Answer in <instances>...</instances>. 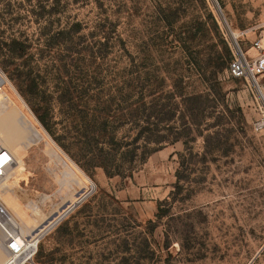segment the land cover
<instances>
[{
  "label": "rangeland",
  "instance_id": "374dc122",
  "mask_svg": "<svg viewBox=\"0 0 264 264\" xmlns=\"http://www.w3.org/2000/svg\"><path fill=\"white\" fill-rule=\"evenodd\" d=\"M261 53L264 0H0L6 91L92 182L26 151L24 264H264Z\"/></svg>",
  "mask_w": 264,
  "mask_h": 264
},
{
  "label": "bare ground",
  "instance_id": "6f19581e",
  "mask_svg": "<svg viewBox=\"0 0 264 264\" xmlns=\"http://www.w3.org/2000/svg\"><path fill=\"white\" fill-rule=\"evenodd\" d=\"M7 85L9 86V82L6 81V78H2V81H0V201L7 209L11 222V228L4 226L5 230L9 233L17 231L26 235L28 237L26 239L27 255H33L36 251L34 246L39 243L40 239L38 234L51 227L56 222V216L52 215L47 219L45 218L46 220L37 226V223H35L38 222V220L36 221V216L41 213L39 206L34 202L26 204L24 209L29 210L28 215L22 210L21 197L17 192L20 187L16 176L17 173L23 172L27 167L26 151L34 145L43 143L50 159L54 160L62 168L63 182L66 186L68 185V189L72 190L74 185L80 186L81 189H87L92 185V182L86 177H84V180L81 178V174H79V170L74 164L41 131L31 116L19 106L16 99L6 91ZM11 90L15 93L12 87ZM259 92L263 96L261 89ZM10 159L15 161V165L12 168L7 165ZM48 199L49 196H44V200ZM72 202L76 203L77 201L70 200V203ZM6 221H9V219H6ZM5 230L0 229V264H9V256L3 245V240L6 237Z\"/></svg>",
  "mask_w": 264,
  "mask_h": 264
},
{
  "label": "built area",
  "instance_id": "2783aa9c",
  "mask_svg": "<svg viewBox=\"0 0 264 264\" xmlns=\"http://www.w3.org/2000/svg\"><path fill=\"white\" fill-rule=\"evenodd\" d=\"M256 50H263L261 42L254 43ZM264 73V53L259 54L255 58H248L246 55H241L233 60L229 66V74L235 79H256V77ZM0 81L2 77L0 74ZM1 87V86H0ZM257 131H264V116L259 118L254 124ZM9 167L15 165V161L10 159L7 163ZM9 219V221H6ZM9 213L0 201V229L5 230V227L11 228ZM6 237L3 240L4 248L9 256V264H24L29 261L35 254L27 255L26 242L27 240L20 232L9 233L5 230Z\"/></svg>",
  "mask_w": 264,
  "mask_h": 264
},
{
  "label": "water",
  "instance_id": "95a60500",
  "mask_svg": "<svg viewBox=\"0 0 264 264\" xmlns=\"http://www.w3.org/2000/svg\"><path fill=\"white\" fill-rule=\"evenodd\" d=\"M218 9H219V12L221 13V10H220V8L218 7ZM236 43V42H235ZM237 44V43H236Z\"/></svg>",
  "mask_w": 264,
  "mask_h": 264
}]
</instances>
